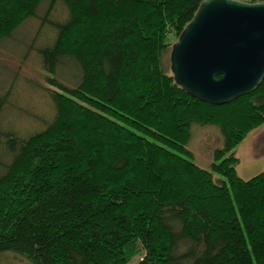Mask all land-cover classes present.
<instances>
[{
    "label": "trees",
    "instance_id": "obj_1",
    "mask_svg": "<svg viewBox=\"0 0 264 264\" xmlns=\"http://www.w3.org/2000/svg\"><path fill=\"white\" fill-rule=\"evenodd\" d=\"M203 1L0 0V43L36 17L55 33L38 51L56 89L42 129L22 138L0 128V254L32 264H264V170L243 180L236 157L264 126V80L212 105L163 64ZM59 6L67 17L53 20ZM66 61L75 85L57 75ZM10 103L0 95V120ZM193 124L222 136L210 171L188 150Z\"/></svg>",
    "mask_w": 264,
    "mask_h": 264
},
{
    "label": "water",
    "instance_id": "obj_2",
    "mask_svg": "<svg viewBox=\"0 0 264 264\" xmlns=\"http://www.w3.org/2000/svg\"><path fill=\"white\" fill-rule=\"evenodd\" d=\"M175 83L212 105L229 104L264 80V2L204 0L170 55Z\"/></svg>",
    "mask_w": 264,
    "mask_h": 264
},
{
    "label": "rangeland",
    "instance_id": "obj_3",
    "mask_svg": "<svg viewBox=\"0 0 264 264\" xmlns=\"http://www.w3.org/2000/svg\"><path fill=\"white\" fill-rule=\"evenodd\" d=\"M65 17L67 11L59 6L52 19L61 21ZM54 38L52 29L36 17L26 21L11 38L0 43V95L11 94V103L4 108L0 128L13 131L22 138L42 129L55 113L48 89H56L47 84V73L38 51ZM170 55L171 49L164 54L163 64L171 71ZM78 73L77 67L66 61L58 68L57 75L66 83L75 85ZM191 133L188 150L192 153V160L210 171L212 151L223 146L222 136L216 127L199 124L192 125ZM236 157L239 159L237 172L243 180H249L264 170V126L252 131L237 147ZM140 259L137 256L129 264H137ZM0 264L32 263L22 255L5 252L0 254Z\"/></svg>",
    "mask_w": 264,
    "mask_h": 264
}]
</instances>
